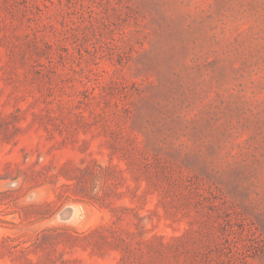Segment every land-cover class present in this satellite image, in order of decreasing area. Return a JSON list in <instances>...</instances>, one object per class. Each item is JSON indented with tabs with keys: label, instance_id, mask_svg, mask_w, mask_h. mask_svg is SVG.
I'll use <instances>...</instances> for the list:
<instances>
[{
	"label": "rangeland",
	"instance_id": "1",
	"mask_svg": "<svg viewBox=\"0 0 264 264\" xmlns=\"http://www.w3.org/2000/svg\"><path fill=\"white\" fill-rule=\"evenodd\" d=\"M0 264H264V0H0Z\"/></svg>",
	"mask_w": 264,
	"mask_h": 264
}]
</instances>
